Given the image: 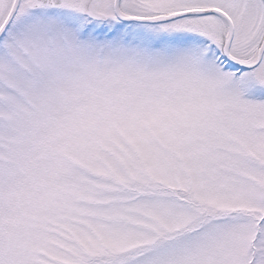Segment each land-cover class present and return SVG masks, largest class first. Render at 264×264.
<instances>
[{
	"label": "snow or ice",
	"instance_id": "1",
	"mask_svg": "<svg viewBox=\"0 0 264 264\" xmlns=\"http://www.w3.org/2000/svg\"><path fill=\"white\" fill-rule=\"evenodd\" d=\"M0 264H264V0H0Z\"/></svg>",
	"mask_w": 264,
	"mask_h": 264
}]
</instances>
